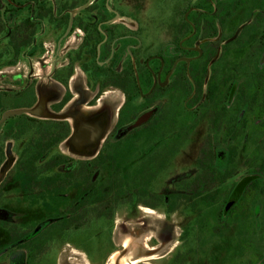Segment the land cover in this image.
<instances>
[{
  "label": "rangeland",
  "instance_id": "1",
  "mask_svg": "<svg viewBox=\"0 0 264 264\" xmlns=\"http://www.w3.org/2000/svg\"><path fill=\"white\" fill-rule=\"evenodd\" d=\"M140 2L148 5L153 13L156 11V5H161L164 10L163 17L166 19H170L173 14L172 2L175 3V0ZM213 3L215 7L218 5L220 20L228 19L227 14L234 5L238 14L230 19L228 27L221 33L219 43L222 53L209 65L203 94L207 97L210 82L234 76V80L231 79L230 97L227 102L230 118H233L241 113V104L237 100L240 85L249 83L250 89L257 85L255 74L261 72L259 67L264 64V48L263 53L258 55L262 32L261 28H256L254 22L246 26L257 29L256 31L251 28L249 37L245 28L240 36L231 40L230 38L236 30L258 14V9L264 11V0L262 6H259L258 0H214ZM186 4L190 7L196 2L188 0ZM4 5L5 0H0L1 11ZM19 22V19L13 18L8 22V27H15ZM3 26L4 20L1 19L0 28ZM222 29L219 25L218 31ZM7 32V29L0 32V98L3 100L4 95L20 93L35 84V76H30L32 66L28 61L16 58L12 52L10 54L5 38ZM217 37L218 33L210 35L209 38L216 41ZM194 41L189 44L194 45ZM206 45L213 47L216 44ZM37 62L34 61L33 65L35 70L32 73L35 74L41 72ZM257 62H260V65ZM11 63L17 65L9 67ZM32 81L34 84L30 85ZM234 84L236 86L233 88ZM248 91L251 97L252 92ZM179 99L173 93L172 105ZM106 101L101 100V104ZM251 103L259 106L264 101L260 98ZM3 104L0 116L4 109L13 110L10 113L36 115L34 107L14 110L20 108V104L9 100H4ZM258 106L251 115L250 122L257 117L261 120L255 119L252 123L264 121ZM47 110L49 111L48 108ZM174 110L177 113L172 110L170 117L164 116L163 113L157 114L149 125L134 130L130 138H119L112 134L107 138L104 136L90 155L74 153L66 142L60 149L51 150L44 159L34 161L35 153H29L19 161L0 187V209L10 214L9 220L0 219V264H114L124 253L127 254L122 257V264H264V190L256 199L249 198L243 202L237 214L223 224L218 219L220 207L235 190L243 191L253 180H264V176L256 173L257 168H251V165L260 164L261 157H264L263 153L258 154L259 151L254 145V137L257 136L255 134H259L255 129L258 124H249L244 157L237 165L236 174L220 187L219 203L212 207L196 208L193 206L195 199L189 201L184 198L177 199L175 206L166 204L170 194H184L186 186L192 185L191 182L195 180L196 158L211 126L209 116L204 118L190 135L182 130L174 134L177 141L159 145L150 164L156 169L162 167L155 176L147 178L150 171L143 178H139L141 175L138 176L136 172L130 174L135 167L139 169L143 165L146 151H152L156 141L160 138H171L168 132L172 131L173 127L177 129L181 121L184 128L192 125L190 122L185 124L187 113L184 116L179 114L178 108ZM204 110L205 108H201L202 113ZM84 111L88 112L85 109ZM77 113L80 115L82 112ZM173 117L177 118V123L172 126ZM224 134L225 129L219 133V139H223ZM31 136L29 133L16 143L14 157L18 160ZM182 139L184 141L181 143L179 140ZM0 140V145L5 146V138L0 136ZM172 145L178 148V152L167 161L166 157ZM226 150L223 148L221 153L226 155ZM98 153L99 156L94 159ZM60 155L75 161L74 171H70V164L61 166L58 170L43 171V174L36 171ZM31 162L34 164L33 168L30 166ZM93 162L96 163L92 164ZM224 167L222 166L223 169ZM91 169L95 172L91 173ZM57 173L60 174L61 181H75L76 185L51 188L41 184L43 181L54 179ZM124 175L130 180L123 181L122 184L134 188L133 197L121 194L112 203L105 201V206L100 207V210H93L90 203L98 200L97 197L104 196L116 183L121 184L119 179ZM1 176L0 171V178ZM145 186L146 196H143L138 188ZM85 189L86 196L89 195L90 198L87 201L74 200L84 196ZM93 193L98 196L92 198ZM73 200L75 203H72ZM81 203L87 206H82ZM77 210L80 211L77 215L81 217L74 221L72 219L76 218ZM43 229H46L45 233L41 232ZM50 229L52 231L47 232Z\"/></svg>",
  "mask_w": 264,
  "mask_h": 264
},
{
  "label": "flooded vegetation",
  "instance_id": "2",
  "mask_svg": "<svg viewBox=\"0 0 264 264\" xmlns=\"http://www.w3.org/2000/svg\"><path fill=\"white\" fill-rule=\"evenodd\" d=\"M140 1L5 0L4 9L0 10V21L4 20L0 32L8 31L5 38L10 54L27 60L32 66L30 76H35V84L32 81L33 87L4 95V100L20 104L14 110L34 107L36 115L7 116L13 110L4 109L0 116V136L6 140L5 146L0 145V187L29 153H35L34 161H39L68 142L74 153L90 155L104 136L130 138L134 130L149 125L157 114L170 117L172 110L177 113L175 108L184 116L188 111L200 112L205 100H197L198 88L193 76L200 77L205 68L206 83L209 65L222 53L221 33L238 14L237 7L234 5L227 14L228 19L223 21L214 0H195L196 4L190 7L186 4L188 0H175L173 14L166 19L161 5H156L153 13ZM261 11L258 9V14L236 30L230 40L246 29L249 37L253 27L246 26L251 22L258 29L264 23V14L263 18L259 17ZM13 18L20 22L8 27ZM219 25L224 30L218 31ZM256 28L253 30L257 31ZM216 33V41L209 38ZM191 41L194 45L189 44ZM214 43L213 47L206 45ZM34 61L40 66L38 74L32 73ZM16 65L11 63L9 67ZM187 77L193 85L189 99ZM173 93L180 98L174 105ZM103 99L107 101L101 104ZM2 100L0 111L4 105ZM147 115L150 117L145 123L134 127ZM29 133L32 136L18 160L14 157L16 143ZM76 135L79 142L73 141ZM67 164L74 171L75 161L60 155L36 171L43 174ZM33 165L31 162L32 168ZM59 176L57 173L54 179L41 184L51 188L76 185L75 181H61ZM86 195L85 189L84 196L74 200L87 201L90 196ZM0 219L9 220L10 214L0 209ZM126 254L120 255L114 264H122Z\"/></svg>",
  "mask_w": 264,
  "mask_h": 264
},
{
  "label": "trees",
  "instance_id": "3",
  "mask_svg": "<svg viewBox=\"0 0 264 264\" xmlns=\"http://www.w3.org/2000/svg\"><path fill=\"white\" fill-rule=\"evenodd\" d=\"M259 6L263 5V0H258ZM262 8V7H261ZM263 10V9H262ZM264 11H261V14H259V17L263 18ZM260 19V18H259ZM264 21V19H263ZM261 28L262 36L258 43V55L263 53L264 48V23L258 26ZM257 64L260 65V62ZM261 72H258L255 74L257 78V85L255 87L250 86L249 83H244V85H240L238 91H237V100L241 104V113L238 116H234L233 118H230V113L228 109V99L230 97V89H231V79L234 80L233 77H225L221 80H217L216 82H210L209 83V89L207 93V97L203 98L202 89L204 87V79L206 76V69L204 68L203 74L196 78L193 76V78L196 81V85L198 88V97L197 100H205V102L200 107V112L197 111H188V117L186 118L185 124L188 122L192 123L191 126L187 125L186 128L183 127V122L181 121L180 125L177 129L173 127L172 131H169L168 134L171 136V138L168 139H162L160 138L156 145L152 147V151L149 149L146 151V156L143 157L145 161L142 162V166L138 169V167H135L133 171H131L130 174L137 173L139 178L150 176H155L157 172L160 171V168H155L150 166L151 162L153 161V155L158 150L157 148L159 145L163 146L165 144H168L169 141H174L177 138L174 137V134L176 132L180 131H186V134L190 135L194 129L198 126V124L204 120V118L208 117L210 118V125L208 128V131L206 133V136L204 138V141L202 143L201 149L199 151V154L196 158V165H197V172L194 177V181L191 182L192 185H187L186 190L184 194H170L169 197H167L166 204H169L170 206H175L177 199L184 198L186 200H192L195 199L193 206L196 208H200V206L205 207H212L213 205H216L219 203L220 200V187L224 185L232 176H234L237 172V165L240 163L241 159L244 157V152L246 151V143H247V130L249 128V124L251 126L255 125V129L259 134H255V140L254 145L258 149V154L263 153L264 154V121H259L261 118H250L251 115L255 113V110L257 109L258 105H254L255 101L260 100V98L264 101V72H262V69H264V64L259 67ZM232 80V81H233ZM236 85L234 84L233 88ZM187 99L190 98L193 92V85L191 83V79L187 77V89H186ZM251 90L252 96L249 97V91ZM250 99V100H249ZM201 108H205L204 113H202ZM259 108V114L263 116V109H264V103L262 105L258 106ZM244 112V113H243ZM243 113V114H242ZM242 115V120H240V117ZM259 115V116H260ZM176 117H173L172 121L173 124H176ZM255 119H257L256 122H253ZM250 122V123H249ZM175 129V130H174ZM225 129V134L223 139H219V133ZM254 129V130H255ZM164 138V137H163ZM177 141V140H176ZM181 143L184 141L179 140ZM173 146V147H172ZM171 146V150L168 151V155L166 157L167 161L171 160L172 157L178 152V148L176 149L174 145ZM178 146V145H177ZM226 148L227 153L226 155L222 154V149ZM264 156V155H263ZM261 163L260 164H254L251 165V168L255 169L257 168L256 173H258L261 176H264V157H261ZM166 161V162H167ZM96 162H93L94 164ZM222 166H225L224 169ZM90 172H95V170H90ZM130 180L129 177L123 176L119 179L121 181V184L116 183V185H113L104 196L97 197L98 194L93 193L91 195L92 198L97 197L98 200H93L90 204V206L93 208V210H100L103 206H105V201L112 203L115 198L118 197V195L123 194V196L126 197H133L134 193H132V190L134 188H130L128 186L123 185V181ZM146 186L145 187H139V193L143 194V196H146ZM145 190V191H144ZM264 190V180L263 179H256L250 182L243 191H237L232 194V196L225 199L223 202V205L220 207L218 212V219L220 223H224L228 220V218L236 215L239 210L240 206L243 202H245L247 199L253 200L254 198L258 197V195L261 193V191ZM191 197V198H188ZM83 204V205H82ZM82 206H87L85 203H81ZM81 206V207H82ZM78 207V205H77ZM101 207V208H100ZM85 208V207H83ZM107 210V209H106ZM107 212V211H105ZM80 213L79 210L75 212V215ZM226 213V214H225ZM225 214V215H224ZM81 215H77L76 218L72 219L74 221L79 220Z\"/></svg>",
  "mask_w": 264,
  "mask_h": 264
},
{
  "label": "water",
  "instance_id": "4",
  "mask_svg": "<svg viewBox=\"0 0 264 264\" xmlns=\"http://www.w3.org/2000/svg\"><path fill=\"white\" fill-rule=\"evenodd\" d=\"M189 62V61H188ZM20 112H16V113H9V114H7V116H10V115H14V114H19ZM150 116L149 115H147V116H144V117H142L135 125H134V127H138V126H140V125H142L143 123H145L147 120H148V118H149ZM133 127V128H134ZM93 131V130H92ZM80 132H81V130H80ZM79 138L77 137V135H76V137L73 139V141H76V142H79ZM100 144V143H99ZM95 156V155H94ZM1 182V181H0Z\"/></svg>",
  "mask_w": 264,
  "mask_h": 264
}]
</instances>
